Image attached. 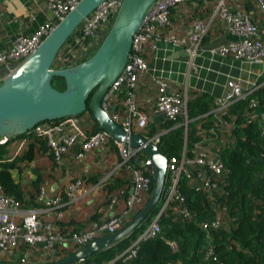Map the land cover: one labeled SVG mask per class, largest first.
Masks as SVG:
<instances>
[{"label":"trees","instance_id":"obj_1","mask_svg":"<svg viewBox=\"0 0 264 264\" xmlns=\"http://www.w3.org/2000/svg\"><path fill=\"white\" fill-rule=\"evenodd\" d=\"M189 1L193 0L180 3L173 9V12ZM197 1L198 4H201L200 2L204 0ZM256 2L258 3L257 0ZM239 11H243V9ZM216 17L224 23V28L227 30L221 17ZM173 20L166 32L183 37L184 35H178L171 30ZM214 20L216 19L214 18ZM193 21L194 19H192L191 24ZM214 36V30L212 32V26H210L203 41L212 39ZM150 44L151 42L147 43L146 46L150 47ZM68 66L60 62L58 58L54 63L55 68ZM261 83L248 97L238 100L225 112L219 114L214 111L216 105L214 98L209 93L199 90L189 91L186 115L182 114L176 120L167 119L161 125L140 130V133L147 138L159 135L158 145L169 158L172 156L181 158L185 145L187 155H192L196 145L205 141L203 135L212 133L215 148L213 149L212 146L211 148L225 164L223 178L219 179L213 176L214 180L218 181L217 189L198 190L195 187L194 179L182 176L179 181V190L185 196V201H172L166 206L159 217L161 226L159 235L141 240L136 247L137 254L128 257L131 246L161 210L166 198V190L161 202L130 235L122 238L115 245L92 254L82 264H264L263 80ZM52 84L59 90L66 88L63 77L55 76L52 79ZM157 88L158 96V84ZM126 97L127 90L124 88L112 107H115V110H124L123 102ZM252 98L257 101L256 108L251 106ZM136 103L139 108L143 109L137 102V92ZM253 111L258 114V118L250 120ZM77 117L88 136L102 131L89 106L84 113L77 115ZM59 120H55V122ZM224 121L229 123V128L222 126ZM22 139H27V143L21 151L17 152L16 148L19 144L17 141ZM109 147L115 148L120 156L118 146L111 137H108L104 146V148ZM69 153L70 150L64 154L62 163L59 164L48 143L47 136L36 132V130L8 138L3 142L0 141L1 193L17 200L21 208L26 210L44 207L45 202L40 199L41 188L46 186L48 195L49 180L56 177L54 172L64 166V160ZM43 157L48 158L50 166L48 171H44L40 163ZM146 158L148 156L140 151L132 159V164L139 166ZM75 160L81 162L76 158V154ZM31 164L33 166L30 168ZM27 168L32 170L33 177L25 174ZM14 170L19 171V179L14 176ZM195 170L196 167H193L192 171ZM75 180H80L85 188L87 185L90 187L100 185L104 197L102 206L107 205L106 208L112 210L115 215L121 214L127 209V198L132 187V170L129 167L122 166L113 176V179L102 184H99L100 179L97 176H89L87 173L75 176L70 179L65 189L48 196L61 197L63 201L67 202L66 189ZM152 189L141 194L140 201L129 211L121 228L146 204ZM114 198L116 203L111 207ZM120 198L123 199V208L119 209ZM75 203H69L63 207L61 218L53 217L52 221L57 230L61 232H86L92 229L95 222L109 219L113 214L106 215V218L102 220H100L102 218L100 214H96L88 229L77 230L71 228L64 221V210L70 205H75ZM218 216L221 218V227L203 228L204 221H212ZM85 246L74 243L65 246L59 243L55 255L47 263L37 262L34 258L22 262L19 257L14 256L11 252L1 251L0 262L53 264ZM19 251L21 255L25 253L26 249L21 246Z\"/></svg>","mask_w":264,"mask_h":264},{"label":"built area","instance_id":"obj_2","mask_svg":"<svg viewBox=\"0 0 264 264\" xmlns=\"http://www.w3.org/2000/svg\"><path fill=\"white\" fill-rule=\"evenodd\" d=\"M79 1L49 0L48 7L57 17V22L48 21L40 25L30 35H17L9 47H4L0 40V66L5 67L7 70L6 76L37 49L45 37L53 31L57 23ZM185 1L188 0H156L148 8L140 29L133 36L128 62L103 99V107L109 111L113 109L111 112L113 119L129 133L145 129L149 123L148 112L139 108L136 103L138 79L149 69L145 58L147 43L151 42L150 48L155 49L159 42L165 41L175 47L186 49L191 56H196L202 47L204 37L209 32L210 25L200 19L192 22L191 29L185 37L166 32V29L172 23L173 9ZM257 1L264 13V0ZM121 3L122 0H105L92 11L64 45L58 55V60L63 64L73 66L89 58L107 35ZM216 14L225 22L227 32L237 37V39L220 47L218 53L222 56L231 55L237 59L261 63L264 60V37H262L259 27L251 15L243 11H233L225 4L224 0L220 1ZM105 30L106 33L103 34ZM156 82L159 86V94L154 101L155 112L163 116L164 120H176L180 115H186L188 95L170 91L169 83L165 80L158 79ZM261 84L259 83L250 89H246L240 80H229L226 92L215 102V113L225 112L238 100L248 97ZM124 88L127 90V97L123 102L124 110H115V107L112 106ZM257 105V101L252 98L251 106L256 108ZM256 118H258V114L253 111L250 115V120ZM262 119L264 122L263 116ZM222 126L225 128L230 127L226 121L222 123ZM34 130L47 136L48 143L59 164L62 163L64 154L73 145L80 144L76 158L83 161L91 150L103 149L108 137H110L104 130L88 136L86 130L81 126V121L77 115L62 118L56 122H43ZM6 139L8 138L2 137L0 141L3 142ZM147 139L154 143H158L160 140L159 135ZM113 140L118 146L121 157L117 169L127 166L132 170V187L134 190L128 195L127 209L125 211L118 215L113 213L109 219L95 222L92 229L86 232H61L57 230L52 219L54 216L61 218L63 216V207L69 203H75L81 198L83 183L80 180L71 182L67 187V202L63 201L61 197H49L46 192V186L42 187L40 199L45 202V206L41 209V212L37 208L27 210L21 208L17 200L4 195L0 191V252L9 251L14 256L19 257L22 262H26L29 258H34L37 262L47 263L55 255L57 244L59 243L65 246L70 243L87 245L103 234L114 233L121 229V225L129 211L140 201L141 194L152 189L154 168L153 160L150 157L145 159L142 166L133 165L132 159L141 150L124 142ZM26 141L27 139L21 140L17 145V152L24 148ZM206 142L197 144L192 155H187V147L185 145L181 158L177 156L169 158L164 204L157 216L131 246L128 257H133L137 254L136 247L141 240L155 237L161 233L159 217L169 203L172 201H185V196L179 190V181L182 176L194 179L195 187L198 190L218 188V181L214 180L213 176L222 179L225 164L212 150L211 145ZM193 167H196L195 171H192ZM115 203L116 199L114 198L111 207ZM41 213H45L49 220L43 221ZM16 217H20V221ZM221 226L220 216L212 221L203 222L204 229L209 227L219 228ZM21 246H24L26 251L24 254L17 256Z\"/></svg>","mask_w":264,"mask_h":264},{"label":"water","instance_id":"obj_3","mask_svg":"<svg viewBox=\"0 0 264 264\" xmlns=\"http://www.w3.org/2000/svg\"><path fill=\"white\" fill-rule=\"evenodd\" d=\"M104 1L80 0L37 49L0 84V138L23 135L43 122L79 115L89 106L99 127L110 137L139 148L153 160V189L142 209L118 231L95 238L53 264H82L92 254L115 245L148 218L166 190L169 157L158 143L142 133L126 131L113 119V109L109 111L103 107L106 93L128 62L133 36L156 0H122L107 35L91 57L77 65L54 67L60 51L78 26ZM55 76L65 79V90L53 86ZM133 190L132 187L130 192Z\"/></svg>","mask_w":264,"mask_h":264},{"label":"crops","instance_id":"obj_4","mask_svg":"<svg viewBox=\"0 0 264 264\" xmlns=\"http://www.w3.org/2000/svg\"><path fill=\"white\" fill-rule=\"evenodd\" d=\"M220 1L222 0H204L200 2L201 4H198L197 0L189 1L175 9L172 14V20H174L171 30L178 35H188L192 19H200L212 26V32L214 30L215 36L203 41L196 56H191L186 49L175 47L165 41L159 42L155 49L146 47L145 58L149 69L140 76L136 92L139 106L149 114L148 129L164 122L163 116L154 110V101L158 93L156 84L158 79L167 81L170 91L184 95H188V92L192 90L207 92L214 98V102L224 95L227 90V82L231 79L240 80L246 89L261 83L262 80L264 82V60L261 63H254L237 59L231 55L222 56L218 53L220 47L237 39L236 36L225 30L224 23L216 17L219 16L216 11ZM224 2L235 12L243 9V12L250 14L257 23L262 37H264V13L256 0H224ZM48 3L49 0H0L1 44L4 47H9L17 35H30L40 25L48 21L57 22L58 19L49 9ZM6 74L5 67L0 66V84ZM134 132L140 133V130ZM203 138L207 144L211 145L213 149L215 148L212 133L204 134ZM20 142L21 140H18V143ZM79 146V144H75L70 148V153L64 160V166L54 172L55 178L49 180V196L65 189L70 179L75 176L87 173L89 176H97L100 179L99 184H102L109 182L118 172L117 167L121 157L115 148L96 149L87 153L85 159L79 162L74 161L75 154L80 149ZM40 163L44 171L50 170L47 157H43ZM142 165H144V161L139 166ZM32 166L33 164L30 168ZM30 168L25 170V174L33 177ZM13 172L14 176L19 179V171L14 170ZM24 181L26 182V180ZM86 187H83L81 198L75 205H70L64 210L65 223L77 230L88 229L96 214H100L102 217L100 220H102L106 218V215L113 213L112 210L106 208L107 205L102 206L104 197L100 185L93 187L87 185ZM42 208L41 206L37 209L41 212ZM120 208H123V199L121 198L119 199ZM41 218L43 221L49 220L45 213H41ZM16 219L20 221V217H16ZM20 253L18 250L17 254L20 255Z\"/></svg>","mask_w":264,"mask_h":264},{"label":"rangeland","instance_id":"obj_5","mask_svg":"<svg viewBox=\"0 0 264 264\" xmlns=\"http://www.w3.org/2000/svg\"><path fill=\"white\" fill-rule=\"evenodd\" d=\"M17 144H18V141H17Z\"/></svg>","mask_w":264,"mask_h":264}]
</instances>
